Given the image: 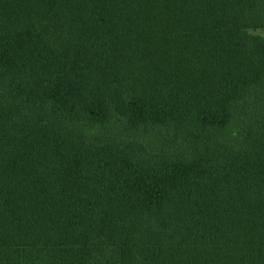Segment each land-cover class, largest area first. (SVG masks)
Segmentation results:
<instances>
[{"label": "trees", "instance_id": "1", "mask_svg": "<svg viewBox=\"0 0 264 264\" xmlns=\"http://www.w3.org/2000/svg\"><path fill=\"white\" fill-rule=\"evenodd\" d=\"M264 0H0V264H264Z\"/></svg>", "mask_w": 264, "mask_h": 264}, {"label": "rangeland", "instance_id": "2", "mask_svg": "<svg viewBox=\"0 0 264 264\" xmlns=\"http://www.w3.org/2000/svg\"><path fill=\"white\" fill-rule=\"evenodd\" d=\"M253 33L264 38V29L254 31Z\"/></svg>", "mask_w": 264, "mask_h": 264}]
</instances>
